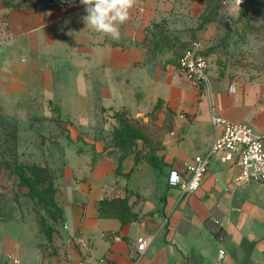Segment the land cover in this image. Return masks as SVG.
I'll return each instance as SVG.
<instances>
[{"label": "crops", "instance_id": "crops-1", "mask_svg": "<svg viewBox=\"0 0 264 264\" xmlns=\"http://www.w3.org/2000/svg\"><path fill=\"white\" fill-rule=\"evenodd\" d=\"M32 1L0 0V84H37L43 94L52 93L59 102L58 87L63 84L76 86L81 95L87 89L98 90L110 100L109 106L134 108L138 114L140 104L154 106L163 99L164 109L174 111L175 122L163 153L168 173L185 168L212 146L216 135L212 102L226 118L249 123L257 134L264 132L262 84L220 77L209 68L201 88L177 67L183 54L176 57L177 46L158 44L161 33L155 24L166 22L165 31L177 33L181 41L194 25L181 12L179 0H138L128 21L120 25L118 41L86 26L87 13L80 2L58 6ZM150 36L152 44L156 41L153 47ZM90 117L86 112L80 121L83 131L93 127ZM115 147V142L104 140V157L88 173L66 170L62 207L68 229L60 227L48 236L37 222L22 216L0 221V264H7L9 254L31 264H68L103 256L111 264H133L137 238L144 233L155 238L139 264H264L263 181L238 184L240 164L223 162L217 153L194 193L183 195L171 185H164L161 192L147 159L126 177L134 165V154L127 155L118 174ZM136 175L145 178L132 185ZM127 188L135 192L128 199L139 219L124 223L103 216L98 202L126 197Z\"/></svg>", "mask_w": 264, "mask_h": 264}, {"label": "rangeland", "instance_id": "rangeland-1", "mask_svg": "<svg viewBox=\"0 0 264 264\" xmlns=\"http://www.w3.org/2000/svg\"><path fill=\"white\" fill-rule=\"evenodd\" d=\"M179 3L181 12L189 15L194 24L189 27L187 39L181 41L177 33L165 31L166 22H162L155 25L161 33L158 44H168L171 49L177 46L178 58L193 41H201L206 45L209 68L216 69L220 77L264 86V0H179ZM148 39L151 45L154 39L152 36ZM17 87L0 84V221L22 216L37 222L52 236L64 222L52 219L62 208L63 176L69 168L76 173L90 172L104 151V140L111 145L116 143L117 121L111 116L115 108L107 104L110 100H104L102 92L92 93L90 88L81 95L74 90L76 86L63 84L58 87L62 97L59 102L52 93L43 94L37 84ZM124 109L132 123L144 130L145 137L137 140V150L147 160L158 155V167L154 170L156 186L162 192L164 185L169 186L163 153L171 129L167 125L174 121V115L166 112L163 103L158 108L140 104L139 114L134 108ZM86 112L93 127L83 131L79 125ZM116 147L115 156L120 152ZM21 175L32 180L36 189L21 185ZM144 178L136 175L131 183ZM160 198L163 200L164 196Z\"/></svg>", "mask_w": 264, "mask_h": 264}, {"label": "built area", "instance_id": "built-area-1", "mask_svg": "<svg viewBox=\"0 0 264 264\" xmlns=\"http://www.w3.org/2000/svg\"><path fill=\"white\" fill-rule=\"evenodd\" d=\"M51 5L74 6L80 0H47ZM177 67L195 84L203 85L208 80L209 61L206 45L193 41L178 58ZM211 122L216 128L212 146L203 153L196 154L185 168L169 171L168 183L177 187L183 195L194 193L201 186L208 171L211 158L220 153L223 162H238L240 173L236 181L240 185L264 182V132L257 134L252 125L235 122L220 113L216 102L211 104ZM172 134L174 132H171ZM68 229V224L62 225ZM155 238V234L144 233L137 238L134 247V263L139 264ZM74 239V238H73ZM225 253L220 250V255ZM7 264H31L18 255L9 254ZM68 264H111L107 257L95 260L80 259Z\"/></svg>", "mask_w": 264, "mask_h": 264}, {"label": "trees", "instance_id": "trees-1", "mask_svg": "<svg viewBox=\"0 0 264 264\" xmlns=\"http://www.w3.org/2000/svg\"><path fill=\"white\" fill-rule=\"evenodd\" d=\"M37 1H43V0H33L32 2H37ZM47 2V0H44ZM159 25V24H155ZM201 88H203V85H201ZM160 103H163V99H159L156 104L154 105L155 108H158V105ZM166 112L173 114L174 111L170 109V107H167ZM111 116L115 118L117 121L116 127H115V141L116 144L120 150L119 156H118V167H117V172L122 173V160L124 157H126L129 154H134V165L132 167V170L128 173L125 174L126 177H128L135 166L145 159L143 154H140V152L137 150L138 149V139H143V136L145 137L144 130L140 126H135L134 121L130 119L131 117L128 115L127 110L124 108L114 110L111 113ZM133 122V123H132ZM140 123L139 121H135ZM141 124V123H140ZM141 126H143L141 124ZM168 128H171L169 131H171L174 127V121H169V124L167 125ZM165 149V147H164ZM153 156V155H152ZM150 156L148 158V161L152 164V166L155 168L158 167V160L157 157L154 158ZM22 180L20 181L21 185H27L30 187L31 190H35L36 186L35 183L27 178L26 176L21 175ZM127 191V196L126 197H112V198H102L98 202V208L100 213L103 216H115L120 218L124 223L132 220H138V212L134 211L133 206L129 203L128 195L131 193H135L132 190H129L128 188L126 189ZM136 195L139 197L140 195L136 193ZM54 222L58 221H64V213H63V207L61 210H59L58 214H54L53 218ZM64 224V222H63ZM62 224V225H63ZM43 227V226H42ZM41 228V226H40ZM44 228H41L42 231H44L48 236H51V233H49L46 229L43 230Z\"/></svg>", "mask_w": 264, "mask_h": 264}, {"label": "clouds", "instance_id": "clouds-1", "mask_svg": "<svg viewBox=\"0 0 264 264\" xmlns=\"http://www.w3.org/2000/svg\"><path fill=\"white\" fill-rule=\"evenodd\" d=\"M80 3L85 6L87 13L84 17L86 26L118 41L121 36L120 25L128 21L130 11L138 0H80ZM12 42L13 39H9L8 43Z\"/></svg>", "mask_w": 264, "mask_h": 264}]
</instances>
